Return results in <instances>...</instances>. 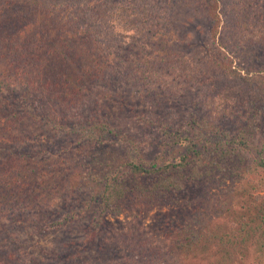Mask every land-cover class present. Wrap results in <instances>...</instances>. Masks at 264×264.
<instances>
[{"label": "trees", "instance_id": "trees-1", "mask_svg": "<svg viewBox=\"0 0 264 264\" xmlns=\"http://www.w3.org/2000/svg\"><path fill=\"white\" fill-rule=\"evenodd\" d=\"M187 1L199 13L222 16L219 48L242 56L264 49V0H0V231L9 236L0 238V264H245L243 229L226 230L199 208L173 227L169 249L153 238L128 235L120 241L125 251L113 256L116 250L104 241L108 217L131 211L141 219L142 212L183 191L189 155L150 158V142L99 113L71 120L97 82L113 85L127 77L148 86L154 78L155 89L179 96L199 87L205 109L244 112L247 125L230 133L209 120H192L177 142L187 144L198 162L205 149L222 171L242 168L244 178L252 175L264 186V135L257 125L264 117V74L234 66L223 51L214 50L209 59L182 48L164 51V41H175L179 29L172 20ZM60 33L64 49L49 41ZM197 177L196 184L203 183ZM241 186L214 210L237 203L235 192L247 193ZM254 214L251 226L264 228V195ZM78 225L82 238L52 251L48 261L25 250L37 235L68 233ZM260 244L258 264L264 240Z\"/></svg>", "mask_w": 264, "mask_h": 264}, {"label": "rangeland", "instance_id": "rangeland-1", "mask_svg": "<svg viewBox=\"0 0 264 264\" xmlns=\"http://www.w3.org/2000/svg\"><path fill=\"white\" fill-rule=\"evenodd\" d=\"M184 3L186 6L180 10L179 16L172 20L177 23L179 29L178 32L174 31L175 41L169 45L167 41H164V51L167 49L169 52H175L182 48L200 54L206 59L215 54L213 53L214 50L220 51V53L223 51L225 54L227 53L230 60H235L232 62L234 66L254 67L252 70L254 74H264V49L256 48L245 54L242 53V56L238 50H235L236 52L226 50L222 46L219 48L217 45L220 44V32L223 27L222 16L214 17L212 11L204 15L197 12L195 7L190 6L188 1ZM217 11L219 12V9ZM213 12L215 11L213 10ZM49 41L59 44L60 47H65L67 42L63 33L51 37ZM64 47L62 48L64 49ZM229 63L230 61L227 62V65ZM144 69L147 73L148 67L144 66ZM244 73H246L245 70ZM113 82V85L110 82H103V84L97 82L91 100L85 102L81 108L71 111L72 122H82L84 118H90L99 113L108 118L121 131L136 135L138 139L147 143L150 142L153 146L149 154L150 158L163 154L172 161H179L183 154H188L191 163L183 169L184 178H181V182L185 183L184 190L173 194L172 197L176 196L170 198L164 205L157 204L156 207L142 212L141 219L136 218L131 211L119 217H108V232L104 241L107 242L108 248L116 250L112 255L118 256V250L123 251L124 249L125 251V245L121 244L120 241L128 235L131 237L141 236L144 239L153 238L155 243L158 245L161 243L162 246L169 249L171 246L169 233L174 230L173 227L182 223L181 219L187 217L186 212L196 216V209L199 208L200 211L210 212L212 219L223 223L226 230H230V227L243 229V234L247 235L244 246L242 245L247 255L245 264H258L255 257L259 251L260 242L264 240V228L257 225L251 226L253 224L251 218L252 215H255V210L260 204V197L264 195V186L257 185L252 175H247L244 178L242 168L231 166L222 171L217 164L211 163L213 157L209 153L207 154L205 149H203L204 152L200 156V162H198L197 156L186 148L187 144H180L177 142L179 140L176 139L177 135L183 137L186 123L192 120L206 119L230 133H237L240 128L247 125L245 113L225 115L209 112L203 106L201 89L196 86L179 96L166 94L159 88L155 89L154 86L158 87L159 84L154 78L150 82L151 85L149 82L147 83L149 87L144 82L135 83L132 78L127 77L118 79L117 82L113 79ZM184 83L186 85L187 82ZM257 125L260 134L264 135V117ZM43 141L45 140L43 139ZM198 147L202 149L201 144ZM119 148L120 153H122L126 145L122 144ZM206 165L208 166L206 167ZM206 168L212 170V174H209ZM175 172V175L180 178L179 171ZM197 176L203 183L196 184L194 179H198ZM240 184L242 185L241 189L246 185L247 193L238 190L239 192H235L237 196L233 197V199L237 198V203L235 201L230 202L231 208L227 210L222 203L224 209L218 206V210H214L217 202L223 201L226 194L232 192L234 186ZM164 212H167L166 215ZM1 231L0 238L9 237ZM80 233L81 235L78 236ZM172 236L175 235L172 234ZM76 237L82 238V229L79 225L68 233L58 231L46 236L37 235L27 240L24 247H26L25 250L28 254H31V257L36 256L37 259L48 261L52 259V251H59L63 244L73 241ZM24 239L26 238L24 237ZM20 242H24V240ZM216 246L217 249L213 250L217 255L214 253L213 255L216 256L217 260L220 256L221 246ZM214 256L211 258L214 259ZM258 257L261 264H264V252ZM101 259L102 257L99 256L98 261Z\"/></svg>", "mask_w": 264, "mask_h": 264}]
</instances>
